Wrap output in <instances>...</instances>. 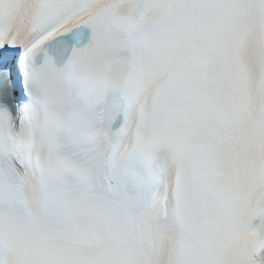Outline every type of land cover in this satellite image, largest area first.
<instances>
[{"label": "snow or ice", "instance_id": "obj_1", "mask_svg": "<svg viewBox=\"0 0 264 264\" xmlns=\"http://www.w3.org/2000/svg\"><path fill=\"white\" fill-rule=\"evenodd\" d=\"M0 264H264V0H0Z\"/></svg>", "mask_w": 264, "mask_h": 264}]
</instances>
